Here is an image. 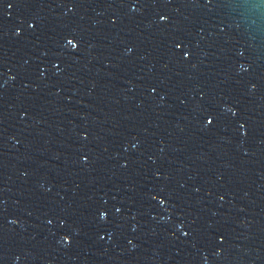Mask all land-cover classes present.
<instances>
[{
  "label": "water",
  "instance_id": "water-1",
  "mask_svg": "<svg viewBox=\"0 0 264 264\" xmlns=\"http://www.w3.org/2000/svg\"><path fill=\"white\" fill-rule=\"evenodd\" d=\"M0 264H264V0H0Z\"/></svg>",
  "mask_w": 264,
  "mask_h": 264
}]
</instances>
